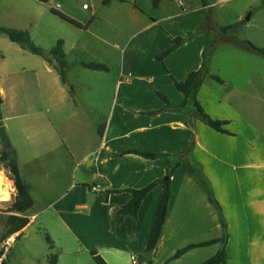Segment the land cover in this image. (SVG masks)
I'll list each match as a JSON object with an SVG mask.
<instances>
[{"label":"crops","instance_id":"0c3cea01","mask_svg":"<svg viewBox=\"0 0 264 264\" xmlns=\"http://www.w3.org/2000/svg\"><path fill=\"white\" fill-rule=\"evenodd\" d=\"M92 1L95 12L90 18L92 22H86V30L88 25L107 23L104 17L97 15L101 8L111 10L116 6L115 9L131 14L130 31L119 62V77L114 78L108 88L87 85L77 88L70 84L68 61L63 83L55 63L50 65L42 58L44 73L36 75L35 84L13 86L8 92L0 90L4 121L19 120V131L25 135V146L31 150L34 149L32 136L26 133H37V125L44 123L48 134L46 156L57 159L56 165L46 168L45 172L55 176L48 181L55 179L50 188L59 189L60 174L66 172L70 176L65 186L41 208L35 209L33 199V208L22 215L28 219V224L17 233L21 234L46 214L40 224L53 243L63 242L68 246L66 251L56 252L57 264H64V254L69 256L71 264H82L79 255L86 253L92 261L98 255L107 264L118 263L121 253H138L137 264H145V259L152 264L175 235L173 230L168 231V225L180 207L187 206L190 215L197 217L194 212H198L200 206V216L217 220L220 229L222 222L226 224V250L232 243L228 233L232 224L237 219L249 223V214L262 215L264 210V193L254 190L255 174L264 175V123L243 112L251 106L255 115L262 116L264 90L252 89V77L245 82L244 89L236 88L229 80L211 72L209 60V75L196 86L195 99L211 119L227 123L223 126L227 134H221L201 122L195 111L187 113L179 109L184 98L175 82L182 83L189 74L198 71L207 42L212 43L220 27L233 25L220 22L213 14L214 6L231 0H206V5L202 0H164L157 9L151 7L154 14L148 15L140 8L138 0H113L107 6H102L101 0ZM248 10L251 12L246 21H250L253 15L250 5L245 7L242 16L241 13L235 15L237 22L231 21L240 23ZM208 11L210 16L205 17ZM229 33L223 35V41L235 43L233 33ZM178 37L184 39L182 44L158 61ZM105 43L112 46L109 40ZM81 62L89 61L79 60V65ZM89 71L94 75L104 73ZM211 75L219 77L222 83ZM41 81H45V87L39 85ZM105 90L107 94L101 97ZM80 91L92 95L90 99L94 103L81 102ZM103 99L105 103L101 108ZM191 106L192 103L188 105L189 110ZM16 147L15 142H11L7 149L15 151L21 175ZM130 150L167 155L179 163L168 180L167 218L150 254L145 250L162 184L158 183L144 197L135 217H121L119 212L132 199L130 190L167 181L168 164L164 158L147 160L125 154ZM32 157L36 162L39 156L33 154ZM228 174L233 176L235 188ZM9 184L14 187L10 180ZM261 184L264 186V178ZM199 188L206 193L200 199L195 193ZM235 189L242 198L234 200ZM261 221L264 222V218ZM255 227H260L258 219H255ZM260 245L264 246V241ZM102 249L108 258L103 256Z\"/></svg>","mask_w":264,"mask_h":264},{"label":"rangeland","instance_id":"374dc122","mask_svg":"<svg viewBox=\"0 0 264 264\" xmlns=\"http://www.w3.org/2000/svg\"><path fill=\"white\" fill-rule=\"evenodd\" d=\"M263 1L231 0L223 2L221 3L222 6L213 7V14L214 17H218L220 22L234 24L233 22H237L235 15L238 16L241 13L242 16L245 7L250 5L253 11L251 20L246 21V17L251 12L248 10L245 16L243 15L242 21L235 23L238 30L231 32V34L233 33L235 40H248L257 47L264 49ZM57 4L60 5V8H57ZM84 4L86 8L83 7ZM138 4L145 11V14H154L151 9V0H138ZM115 8L116 6H112L111 10L101 8L97 15L100 18L104 17L107 23L100 21L88 25L86 30V22L95 12L92 0H0V27L26 31L31 43L42 49L44 53L53 48L58 40H62L65 43L64 53H66L68 61L67 79L70 84H74L77 88L79 85H87L91 88L94 86L108 88L113 79L119 77V62L123 44L130 31L129 24L131 21L129 11ZM51 9L63 12L62 14L79 22L85 29L76 28L65 22L52 14ZM208 13L209 11L205 12V17ZM231 20L236 21L232 22ZM223 35L221 32L217 34L215 32L211 43L212 53L209 56L211 72L229 80L238 89H244L245 82L252 77L254 83L252 89L256 91L260 87L261 90H264V57L236 43L223 41L225 38ZM104 40H109L112 46L106 44ZM79 60L103 64L107 66L108 72H104L102 75L96 74L100 75L96 76L92 74L93 72L82 68L79 65ZM42 64L43 59L41 57L22 49L19 45L11 42L6 35L0 33V90L3 89L8 92L13 86L30 87L35 84L36 75L44 73L41 69ZM39 85L45 87L46 83L41 81ZM218 89L220 88L218 87ZM106 91L101 97L107 94ZM90 96L92 95L83 93V91L78 94L80 101L86 105L94 103ZM261 96L264 98V93H261ZM101 103V108H103L104 99ZM243 112L247 116L250 115L252 118L259 119L262 124L264 123V113L260 117L255 115L251 106L249 109L246 107ZM0 113L2 114L1 121L4 124L2 126L6 129L10 144L15 142L18 149L21 177L29 186V192L36 204L35 209H39L65 186L70 176L66 172L60 174L59 189H51L50 184L53 186L55 179L48 181L55 176L47 175L45 172L46 168L56 165L57 159L46 156L48 134L44 123L37 125V133H26V136H32L31 141L34 149L31 150L25 146V135L19 131L21 127L19 120L4 121L5 110L1 109ZM29 119L30 117L27 120ZM42 122L45 120L43 119ZM6 149L0 140V154ZM33 154L39 156L36 162H33L35 159L32 157ZM2 169L10 180L7 168L0 165V171ZM228 178L235 188L233 176L228 174ZM254 178L257 184L254 190L257 193L261 191L264 193V186L261 184L264 175L255 174ZM195 193L199 199L203 194L206 196L202 188H199ZM89 195L92 194L89 193ZM234 196V200L243 197L237 193L236 189ZM12 201L13 199L0 205L9 209ZM200 213V206L198 212H194V214H198L197 217L190 215L187 206L182 205L180 207L179 212L175 214L168 225V231L173 230L175 235L159 251L152 264H202L221 249V244L217 243L203 248H195L177 260L172 259L177 250L188 244L210 241L221 236L219 222L210 219V217L200 216ZM45 216L46 214L38 218L28 229L17 235L9 250L7 264H46L49 249L45 238L49 236L51 240L53 239L45 230L44 225L40 224V220H43ZM249 218V223H245L243 219H237L228 232L232 243L226 246L227 264H264V246L260 245L264 241V222L261 221L264 218V210L262 215L260 213L249 214ZM255 219L260 222L259 228L255 227ZM53 245L55 246V253H59L61 250L66 251L68 248L63 242L53 243ZM103 251L104 249H102L103 256L108 258V255L104 254ZM120 256L122 258L117 259L118 263L115 264H132L131 257L137 258L139 254L121 253ZM79 259L82 264H95L87 253L79 255ZM71 262L69 256L64 254V264H71ZM145 264L150 263L145 259Z\"/></svg>","mask_w":264,"mask_h":264},{"label":"trees","instance_id":"16d2710c","mask_svg":"<svg viewBox=\"0 0 264 264\" xmlns=\"http://www.w3.org/2000/svg\"><path fill=\"white\" fill-rule=\"evenodd\" d=\"M46 1V0H42ZM113 0H101L102 6H107L109 3ZM120 2H123L124 0H118ZM164 0H151L152 8L157 9L159 7V4ZM167 1H173V0H167ZM203 4L206 5V0H202ZM264 6V1H263ZM52 14L56 15L57 17L61 18L65 22L73 25L76 28L83 29L84 27L77 21L65 16L64 14L58 12L57 10H50ZM209 16V15H208ZM209 17H207V20ZM92 22V19L89 21V24ZM87 26V25H86ZM85 29V28H84ZM237 30L236 24L228 25L224 27H220L219 31L223 34H228L229 32H235ZM0 33L4 34L8 37V39L19 45L22 49L27 50L31 54L35 56H39L43 58L46 62H48L50 65L52 63H55V67L57 68L61 81L65 82V69L67 66V60L66 55L64 53L63 45L64 42L62 40H58L53 48H51L47 53H44L42 49L35 47L29 38V35L26 31H19L9 28L0 27ZM183 38H175L173 39L172 46L161 56L157 58L158 61H162L163 58H165L167 55H169L171 52H173L178 46H180L183 42ZM237 45L244 47L248 50H251L252 52L259 54L264 57V49L257 47L250 41H241L236 39L234 41ZM211 54V44L208 41L207 42V49L203 53V62L201 65V68L189 74L187 79L182 83H176L175 87L177 90L183 95V102L182 105L179 107V109L183 112L191 113V111H195L198 119L206 124L207 126L211 127L213 130H215L218 133L221 134H227V132L223 129V126H225L227 123L225 121H218L211 119L200 107L199 103L195 99V89L198 84L201 83V80L209 75L208 72V63H209V56ZM80 65L88 70L92 71H98V72H108L107 66L95 63V62H81ZM213 79H215L218 83H222V80L215 76L211 75ZM192 103V109L189 110L188 105ZM2 125L0 121V126ZM125 154H134L137 156H140L147 160H156L159 158H164L167 161L168 169L166 173V179L167 181H157L154 183H151L144 188L140 190H130L129 192L132 194V199L124 205L120 209V216L124 217L126 215H131L133 217L136 216L139 207L141 205L142 200L144 197L152 190L158 183L162 184V194L159 202V206L156 212L155 221L153 223V226L150 231V235L147 242V247L145 250V253H151L155 249L163 226L165 224L167 213H168V206H169V200H170V188H169V178L171 177L172 172L177 168L178 164L177 162L169 159L167 155H161V154H154V153H148V152H142L138 150H130L125 152ZM0 165H4L9 174L10 180L13 182L16 194L15 197L10 205V208L8 209V212L13 214H8L6 212L0 213V242L3 241L8 236H11L12 234H15L22 230L27 224L28 219L25 217H22L25 213L30 211L33 208L34 202L31 197V194L29 192V186L28 184L22 179L18 164L16 161V153L12 149H6L4 152L0 154ZM227 227L224 222L221 223V236L216 239H212L210 241H205L197 244H189L175 252L172 259L177 260L184 254H186L188 251L193 250L195 248H203L207 247L209 245L221 244V249L211 258L203 262L202 264H227V253L225 250V245L228 240V234H227ZM46 243L48 245L49 254L47 256L46 264H57V254L54 252V246L53 242L50 239L49 236H46ZM93 261L95 264H107L100 256H94ZM7 264V263H5Z\"/></svg>","mask_w":264,"mask_h":264},{"label":"built area","instance_id":"2783aa9c","mask_svg":"<svg viewBox=\"0 0 264 264\" xmlns=\"http://www.w3.org/2000/svg\"><path fill=\"white\" fill-rule=\"evenodd\" d=\"M2 176H3L4 184L6 185L5 192L8 195V200L1 201L0 204L10 202L12 199H14L15 194H16L15 188L11 184H9V179L7 178L5 173L2 172ZM7 210H8L7 207L0 205V213L6 212L7 214H13V213L8 212ZM17 235L19 234L18 233L12 234L11 236H8L7 238H5L3 241L0 242V264L6 263L9 250L12 246L14 239L17 237ZM131 262L132 264H137L136 258L131 257Z\"/></svg>","mask_w":264,"mask_h":264},{"label":"water","instance_id":"95a60500","mask_svg":"<svg viewBox=\"0 0 264 264\" xmlns=\"http://www.w3.org/2000/svg\"><path fill=\"white\" fill-rule=\"evenodd\" d=\"M0 121H1V113H0ZM0 140L5 148H9L11 146L5 127L2 125L0 126Z\"/></svg>","mask_w":264,"mask_h":264},{"label":"bare ground","instance_id":"6f19581e","mask_svg":"<svg viewBox=\"0 0 264 264\" xmlns=\"http://www.w3.org/2000/svg\"><path fill=\"white\" fill-rule=\"evenodd\" d=\"M5 191H6V185L4 184L2 172H0V202L8 200V195Z\"/></svg>","mask_w":264,"mask_h":264}]
</instances>
